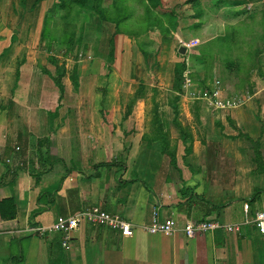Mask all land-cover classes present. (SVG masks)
Here are the masks:
<instances>
[{
	"label": "crops",
	"instance_id": "1",
	"mask_svg": "<svg viewBox=\"0 0 264 264\" xmlns=\"http://www.w3.org/2000/svg\"><path fill=\"white\" fill-rule=\"evenodd\" d=\"M238 34L228 35L231 50L225 65L233 77H240L237 83L243 79L250 83L254 94L231 92L229 96L242 97L245 103L228 114L206 108L202 126H196L199 131L204 130L207 116L224 122L213 125L219 133L207 126L210 132L206 131L204 144L194 143L193 156L184 154L179 141L184 117L175 127L170 121L168 126L156 125L160 121L154 113L139 109L106 110L98 104L89 109L57 108L56 86L38 88L42 74L26 73L24 67L21 72L13 50L5 55L0 61V97L6 96V106L0 108V202L13 200L15 218H0V264H264V236L252 224L255 213L264 210V152L258 148L264 140V46L254 53L257 63H240L243 54L239 58L232 52L253 48ZM217 37L222 36L214 34L200 44ZM26 64L32 69L38 66L34 60ZM220 83L214 70L203 86ZM25 91L27 103L15 102ZM9 99L15 103L14 111ZM30 101H36V107ZM240 133L256 142L257 156L256 148L252 145L250 150L252 143ZM34 151L44 152V159L42 154L32 156ZM256 180L263 184L255 186ZM40 196L44 210L30 219ZM84 207L125 219L132 224L133 236L125 238L87 223L68 234L30 232ZM154 209L161 219H174L179 228L199 220L243 225L236 234L218 230L192 239L181 231L172 236L149 234L144 227Z\"/></svg>",
	"mask_w": 264,
	"mask_h": 264
},
{
	"label": "rangeland",
	"instance_id": "2",
	"mask_svg": "<svg viewBox=\"0 0 264 264\" xmlns=\"http://www.w3.org/2000/svg\"><path fill=\"white\" fill-rule=\"evenodd\" d=\"M160 1L162 5L153 8L146 0H105L100 19L91 10V0L82 8V14L77 13L76 8L70 12L62 10L59 0H41L36 11L34 0H0V48L9 45L0 53V61L13 50L11 55L17 56L21 72L42 74L39 76L43 82L38 78V88L43 85L53 88V77H60L64 92L57 108L89 109L98 104L106 110L127 112L139 109L154 113L160 121L156 125L168 126L170 121L175 127L184 117L186 126L181 131L183 139L179 141L184 144V154L193 156L194 143L202 141L204 144L206 131L210 132L207 126H218L224 122V119L207 116L204 130L199 131L196 127L202 126L204 118L201 116L210 105L194 98L205 89L213 71L217 70L225 96L227 93V97H231V92H242L246 96L254 94L253 86L245 84L244 79L237 83L240 77H233L230 67L225 65L229 64L225 61L227 50H231L227 38L239 31L238 36L246 37V43L252 42L253 51L245 46L247 52H242L239 47L231 55L240 58L243 54L240 63L249 61L252 65L256 62L254 53L261 52L264 46V0H221V3L218 0L192 3L189 0ZM171 14L175 16L170 18ZM214 34L222 37L200 44ZM180 47L185 48L184 54L179 53ZM27 60L38 62L37 68H28ZM182 63L185 64L183 72L191 83L189 89L194 94L193 98L184 91V73L175 76V66ZM233 68L236 69L234 65ZM19 74L18 71V78ZM19 83L17 80L16 87ZM80 94L84 95L83 99L75 97ZM9 95L14 98L13 92ZM26 97L25 91L20 99L15 98V102L27 103ZM30 103L36 107V101ZM14 104L9 105L11 111H14ZM5 106L6 96L0 97V108ZM154 118L147 116V119ZM225 121L230 124V117ZM214 131L219 133L218 129L214 128ZM249 147L252 150V144ZM259 147L263 148V153L264 140L258 142ZM36 154L39 153L34 151L32 156ZM41 154L44 159V152ZM257 155L254 150V156ZM253 183L257 186L263 181Z\"/></svg>",
	"mask_w": 264,
	"mask_h": 264
},
{
	"label": "built area",
	"instance_id": "3",
	"mask_svg": "<svg viewBox=\"0 0 264 264\" xmlns=\"http://www.w3.org/2000/svg\"><path fill=\"white\" fill-rule=\"evenodd\" d=\"M184 77V91L193 98L194 94L189 89L191 88V83L189 82L186 73H184ZM194 99L205 101L206 104L210 105L209 109L212 111H230L240 108L245 103V100L242 97L232 96L224 98L223 92L218 84H215L206 90H202L199 93V96ZM83 223L117 232L125 238L132 237L134 234V229L131 223L97 207H84L72 216H59L50 226L37 227L30 232L37 234L55 232L68 234L76 230L78 226ZM252 224L258 233L264 236V210L255 213ZM242 225L243 224L241 223L223 224L217 220H199L186 222L181 228H179L174 219H161L157 209H154L151 220L144 229L149 234H162L166 236H172L176 232L181 231L187 239H192L197 234L210 233L218 230L236 234L239 232Z\"/></svg>",
	"mask_w": 264,
	"mask_h": 264
},
{
	"label": "trees",
	"instance_id": "4",
	"mask_svg": "<svg viewBox=\"0 0 264 264\" xmlns=\"http://www.w3.org/2000/svg\"><path fill=\"white\" fill-rule=\"evenodd\" d=\"M25 0H23L24 2ZM41 0H34V2L36 3L35 9L34 11H36V9L38 8L39 2ZM59 7L63 10L66 9L67 12H70L73 8H76L77 13L82 14L81 10L84 6H86V4L88 3V1L90 0H59ZM103 1L105 0H91V4H92V8L91 10H93V12L98 15V17H100V19L102 18V15L104 13L103 8L101 7L103 5ZM148 1L153 8H158L160 5H162L160 0H146ZM190 3L192 2H197V0H189ZM221 0H218V3H221ZM164 6V5H163ZM175 16V14H171L170 18H173ZM110 44L112 45V42H110ZM112 54V50H110L109 55L111 56ZM185 70V64H178L175 66V76H178L179 74L184 73L183 71ZM53 83L56 86V88L59 91V98L58 100L61 99V96L63 95V86L60 83V77H53ZM12 101L9 100L8 105H11ZM230 125H232V127L234 126L232 123H230ZM241 137L245 138L247 141L251 142L252 145L254 146V148H256L255 150L257 151V146H256V142L253 141L250 137L248 136H244L243 134L241 135ZM259 194V192H256L254 195ZM41 196L38 198V209H36L35 211H33L30 214V219L35 218L38 214L42 213V211L44 210V208H42V206H40L41 202ZM0 218L3 221L6 220H13L15 218V214H14V202L12 199H5L2 200L0 202Z\"/></svg>",
	"mask_w": 264,
	"mask_h": 264
},
{
	"label": "water",
	"instance_id": "5",
	"mask_svg": "<svg viewBox=\"0 0 264 264\" xmlns=\"http://www.w3.org/2000/svg\"><path fill=\"white\" fill-rule=\"evenodd\" d=\"M184 52H185V48H184V47H180V48H179V53H180V54H184Z\"/></svg>",
	"mask_w": 264,
	"mask_h": 264
}]
</instances>
